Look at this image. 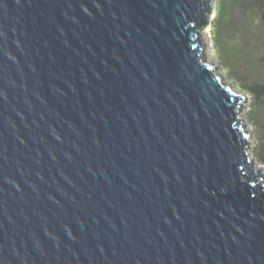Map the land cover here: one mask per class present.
Instances as JSON below:
<instances>
[{
	"label": "water",
	"instance_id": "obj_1",
	"mask_svg": "<svg viewBox=\"0 0 264 264\" xmlns=\"http://www.w3.org/2000/svg\"><path fill=\"white\" fill-rule=\"evenodd\" d=\"M217 0H0V264H264V170L201 31Z\"/></svg>",
	"mask_w": 264,
	"mask_h": 264
},
{
	"label": "trees",
	"instance_id": "obj_2",
	"mask_svg": "<svg viewBox=\"0 0 264 264\" xmlns=\"http://www.w3.org/2000/svg\"><path fill=\"white\" fill-rule=\"evenodd\" d=\"M217 7L213 39L218 61L231 81L252 96L256 151L264 165V53L256 41L258 34L264 40V0H219Z\"/></svg>",
	"mask_w": 264,
	"mask_h": 264
},
{
	"label": "rangeland",
	"instance_id": "obj_3",
	"mask_svg": "<svg viewBox=\"0 0 264 264\" xmlns=\"http://www.w3.org/2000/svg\"><path fill=\"white\" fill-rule=\"evenodd\" d=\"M219 3V0H217V4ZM217 14H218V7H217ZM216 14V17H217ZM216 17L213 19L212 21V26H211V38L210 40L207 39L208 36L204 35V31L205 29H203L201 31V36L204 38L205 40V45H206V54H207V58L209 62L214 63L215 67H218L220 69H222L221 71V75L226 79V82L231 85V87L233 88V90L237 93V94H241L244 95L245 97L248 98L249 103H248V109L244 108V116H245V120H247L248 122V128L250 131H253V144L251 147V154H252V160L254 159V164L256 165L257 169L259 170L260 168L263 167L264 170V165L262 164V162L259 160L258 156H257V151H256V147H257V138H256V134H257V127H256V123L254 121V115L255 113L253 112L254 108V102L252 99V96L250 95V93L243 89L242 87H240L238 84H236L235 82L231 81L228 72L226 70V68H224L218 61V57H217V52L216 49L214 47V39H213V26H214V22L216 20ZM257 23H259L260 21V17H256ZM207 37V38H206ZM257 42H258V46L260 47V49L262 50V53H264V40H261V34H258L257 36Z\"/></svg>",
	"mask_w": 264,
	"mask_h": 264
},
{
	"label": "bare ground",
	"instance_id": "obj_4",
	"mask_svg": "<svg viewBox=\"0 0 264 264\" xmlns=\"http://www.w3.org/2000/svg\"><path fill=\"white\" fill-rule=\"evenodd\" d=\"M216 17V13H214L212 16H211V19H210V24L206 27V29H205V31H204V35L205 36H208V38L207 39H209L210 40V38H211V26H212V21H213V19Z\"/></svg>",
	"mask_w": 264,
	"mask_h": 264
},
{
	"label": "clouds",
	"instance_id": "obj_5",
	"mask_svg": "<svg viewBox=\"0 0 264 264\" xmlns=\"http://www.w3.org/2000/svg\"><path fill=\"white\" fill-rule=\"evenodd\" d=\"M252 160V159H251Z\"/></svg>",
	"mask_w": 264,
	"mask_h": 264
}]
</instances>
